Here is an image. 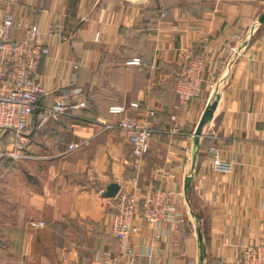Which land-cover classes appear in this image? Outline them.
Instances as JSON below:
<instances>
[{"label": "crops", "instance_id": "0c3cea01", "mask_svg": "<svg viewBox=\"0 0 264 264\" xmlns=\"http://www.w3.org/2000/svg\"><path fill=\"white\" fill-rule=\"evenodd\" d=\"M5 9L36 23L50 49L37 71L41 105L69 85L76 64L81 92L42 127L35 110L24 155H12L14 135L0 139V264H88L117 248L115 198L104 191L136 170L132 145L102 121L142 112H152L155 132L138 182L183 193L185 207L158 236L136 217L140 264H219L264 242V0H0ZM202 54L201 95L175 108L182 65ZM134 57L143 63H128ZM114 104L126 110L110 113ZM213 148L232 171L214 167Z\"/></svg>", "mask_w": 264, "mask_h": 264}, {"label": "built area", "instance_id": "2783aa9c", "mask_svg": "<svg viewBox=\"0 0 264 264\" xmlns=\"http://www.w3.org/2000/svg\"><path fill=\"white\" fill-rule=\"evenodd\" d=\"M20 27L23 31L18 38L12 37V30ZM52 29V28H51ZM41 40V29L31 21H18L9 9L0 13V139L5 133L14 135L12 155H24L23 143L25 133L29 130L30 119L39 109L37 125L44 126L50 119H58L67 112L68 103L73 92L80 93L76 86L79 64L74 66L69 78V85L57 93L50 105H41V98L47 93L46 87L38 77V66L43 55L49 54ZM241 49L234 50V57H239ZM206 61L204 54L189 56L184 61L178 76L176 86L177 100L174 107L186 105L193 98L201 95L202 70ZM128 63L142 64L140 57H134ZM75 85V86H74ZM86 101H79V106H85ZM139 106L138 102H131ZM126 110L122 104L109 107L110 113L121 114ZM150 113L120 115L112 120H103L105 130H115L121 133L132 145L133 166L136 174L121 185L115 198L111 230L117 239V248L101 250L88 264H140V253L133 242V235L138 233L139 225L136 217H142L156 229L157 236L163 233L164 224L170 227L183 221L185 200L183 193L156 184L142 187L138 182L143 168V162L149 151L150 141L155 132ZM177 121V114L172 115ZM179 124L174 123L173 132L179 130ZM83 145L82 142H72L69 149L74 150ZM214 167L217 170L232 171L233 163L221 158L215 148L211 150ZM34 225H45L44 220L33 222ZM219 264H264V242L246 244L240 257L223 259Z\"/></svg>", "mask_w": 264, "mask_h": 264}, {"label": "water", "instance_id": "95a60500", "mask_svg": "<svg viewBox=\"0 0 264 264\" xmlns=\"http://www.w3.org/2000/svg\"><path fill=\"white\" fill-rule=\"evenodd\" d=\"M260 20L262 22L264 21V13L262 14ZM216 105H217V100H215L213 103L209 104L208 107L206 108V110L204 111V113L201 117L200 123L196 129L197 137L199 136V134H201L202 127H203L204 123L212 117L213 111L216 108ZM120 188H121V184L117 181H113L107 185V188L105 189L104 194L106 196L115 197L117 195L118 191L120 190Z\"/></svg>", "mask_w": 264, "mask_h": 264}]
</instances>
